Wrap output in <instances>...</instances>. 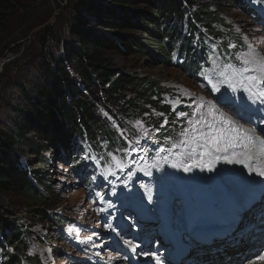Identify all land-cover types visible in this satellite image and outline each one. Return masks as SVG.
I'll list each match as a JSON object with an SVG mask.
<instances>
[{"label": "trees", "instance_id": "16d2710c", "mask_svg": "<svg viewBox=\"0 0 264 264\" xmlns=\"http://www.w3.org/2000/svg\"><path fill=\"white\" fill-rule=\"evenodd\" d=\"M68 1L69 6L65 7L66 13L61 18L60 10L55 13L56 6L49 0H0V59L6 52L17 53L20 40L34 32L38 40L35 61L42 65L41 70H36V76L41 74L40 79L17 78L15 87L22 100L13 103L8 99L5 103L6 119L13 127L12 134L0 132V264H22L23 260L26 264H44L41 256L28 249L27 232L40 223L41 227L47 224V229L58 226L63 233L69 224L56 216L52 208L57 192L53 190L52 179L47 177L48 172L41 170L40 165L45 164V160H38L37 172L29 166L32 156L29 154L37 145L36 139L44 142L42 148L48 152L66 157L74 174L85 171L87 162L93 163L90 154L99 149L94 139L96 134L110 135L107 114L115 120H123V125L137 121V130H124L128 134L125 138L136 131L139 140L149 138L146 142L155 144L150 152L153 157L164 154L174 157L173 149L181 145L178 137L188 131L189 116L184 113L188 114L190 109L186 105L170 104L167 98L175 96L160 84V79L127 74L110 59L112 53H137L161 61L159 63L165 62L183 70L198 86L197 81L200 82L199 77L210 66L212 58L220 60L216 70L226 77L235 76L227 65L237 67L247 60L239 39L226 36L210 3L197 0ZM223 1L264 29L263 19L251 14L256 0H217L215 7L221 8ZM69 8L72 21L67 18ZM49 18L53 22L50 23ZM76 44L81 49L75 47ZM173 56L187 59L184 69L171 62ZM24 59L16 56L12 63L0 68V82L5 87L13 79L11 73L6 77V69ZM24 65H28L26 69L34 66ZM92 82L99 87L94 98L99 103L95 105L89 91ZM1 91L0 85V96ZM2 127L6 128L5 123ZM107 144L106 149L110 147V143ZM123 148L125 141L119 138L109 153H119ZM140 149L147 155L143 147ZM76 180L85 195L89 193L84 186L89 191L95 188L87 178ZM97 182L99 187L100 182ZM7 194L10 199L33 207L21 212L28 221L21 233L10 230L12 221L7 209L12 205L4 204L9 202L5 199ZM41 241L47 240L42 237Z\"/></svg>", "mask_w": 264, "mask_h": 264}, {"label": "rangeland", "instance_id": "374dc122", "mask_svg": "<svg viewBox=\"0 0 264 264\" xmlns=\"http://www.w3.org/2000/svg\"><path fill=\"white\" fill-rule=\"evenodd\" d=\"M197 1L210 3V8L213 11L215 10L218 19L224 26L223 30L226 32V36L239 39L242 53L255 69V77L258 78L255 81L257 89L260 93L264 92V29L244 12L231 7L227 1H223L222 7L218 9L214 4L217 0ZM49 2L55 4V13L60 10L61 13L58 12V15L62 14V18L63 13H66L65 7L69 6V1L49 0ZM70 10L69 8L67 11V18L72 21L73 17ZM52 19L49 18L48 21L51 23L53 22ZM20 41L23 44L21 43L17 53L6 52L5 57L0 59V67L3 68L8 62L12 63L16 56L25 58L21 63H13L12 67L6 69L8 74L5 75L7 78L10 73L13 75L9 85L5 87L0 82L2 88L0 96V132H3V134H12L13 127L12 123L6 119L8 108H6L5 103L8 99H11L10 101L13 103L22 100L15 87L17 78L27 77V80L41 78V74L36 76V70H41L42 65L35 61L36 57L34 56L38 43L37 37L34 36V32L33 34L28 33L25 39ZM75 47L81 49L78 44ZM56 51L59 52L58 54L61 53L59 50ZM110 57L127 74L131 73L138 77L148 75L157 80L160 79V84L162 83L171 95L177 96L174 99L176 105H186L190 109L188 114L184 113V115L189 116L188 131L184 135L182 133L179 137L184 138V142L193 146V154L184 153L185 161L179 165L171 164L170 166V162L160 163L158 160H154L157 169L161 171V175L155 173L153 177V181H159V187H153V191L148 194L143 193L142 190L138 191L129 201H112L110 199V205L103 203L106 218L100 225L95 214L91 213V203L85 199L83 189L80 187L81 184L76 180L72 168L66 162V157L63 159L60 157L61 154L53 155L46 148H42L44 143L42 140L36 139L37 145L34 147V151L29 154L32 155L29 166L31 165V168H34V171L37 172L39 170L38 160H45L46 163L40 165V167H43L41 170L48 172L47 177L52 179L53 190L57 192L54 195L55 199L52 201V208L56 216L69 223L64 230L72 234L76 243L74 248L69 242L63 240L68 238L59 232L60 228L58 226L47 229L45 228L47 224L45 227H41L40 223H36L34 228L27 232L28 249L31 253L41 256L44 264H128L127 260L123 258V253L117 250L115 245L126 246L128 244L125 241L130 242L132 239L138 238L139 235L143 236V233L134 227H138L141 213L146 215L159 214L166 211V207L169 205L178 217V221L183 223L185 220H190L192 216L197 219L198 216L206 212V198L212 199L211 194L217 196L227 195L243 202L250 192L251 182L249 176L244 177L243 181L241 180L242 183L245 182L242 189L228 188V186H231L232 177L236 176L234 169H232L235 163L243 167L250 164L254 165L260 160L259 158H246L243 160L239 159L238 156L244 154L249 144L254 147L253 141L256 140L257 136L263 139L260 134L264 136V128H262V125H264V97H257V95H254L257 92L250 93L236 87L234 84L226 85L217 80L214 86L218 89L221 99L232 98L247 105L245 109L240 106L225 108L202 86H198L183 70L175 66L165 62L159 63L161 61H154L137 53L131 55L112 53ZM22 64H33L34 66L32 69H26L28 65L22 66ZM98 88L97 83L92 82L89 91L93 99ZM94 100V105L99 103L98 100ZM13 115L15 117L16 114L13 113ZM197 115L200 118L204 116V119L197 120ZM4 123L6 128L3 129L2 125ZM134 124H137V121ZM142 124L146 125L145 123ZM197 124H200V128L197 127ZM133 130H137L136 127ZM254 131L257 132V136L254 135ZM199 133L200 135H196ZM152 136L155 138L154 134ZM258 147L264 151V141H261ZM244 157L246 156L244 155ZM229 161L232 162L229 163ZM239 161H243V163ZM177 166H180L183 171H175L174 168ZM185 168H188L189 171H185ZM251 189H254V187H251ZM117 193L120 198L123 197L121 192L117 191ZM110 195L107 196L110 198ZM10 198H12L10 194H7L5 199L9 202L4 203L12 205V208L7 209L10 212L8 213L9 220L12 221L10 230L21 233V229H24L25 224L28 222L24 220L21 212L24 208L33 207L28 205L27 202ZM260 204L264 206V198L260 201ZM107 205L109 206L107 207ZM212 212H215V209ZM118 217L121 218L117 220ZM115 218L116 220H114ZM211 218L215 219L214 217ZM123 222L127 228L125 231H122L123 227H121ZM111 229H113L114 238L110 236ZM106 230L108 233H106ZM151 230L152 228L142 229L143 232H150ZM159 230H156L157 233ZM8 234L9 232H6V235ZM42 237L46 238L47 241H41ZM145 248L146 244L143 243L135 254L136 257L139 254L140 256L144 255L147 259L153 258L152 253L145 250ZM220 256L223 257L222 260L225 263L231 257H228L227 254H220Z\"/></svg>", "mask_w": 264, "mask_h": 264}, {"label": "bare ground", "instance_id": "6f19581e", "mask_svg": "<svg viewBox=\"0 0 264 264\" xmlns=\"http://www.w3.org/2000/svg\"><path fill=\"white\" fill-rule=\"evenodd\" d=\"M189 82V81H188ZM196 119L201 121L204 119V116L201 118L197 115ZM263 128V127H262ZM254 135L257 136V132L254 131ZM260 137L263 139H260L258 136L256 140L253 141L254 147H252L250 144L246 147V151L244 154H241L238 156L239 159H246V158H259L260 160L257 161L254 165L250 164L248 166H243L239 164H234V172L236 176H233L231 186H228V188H241L244 187L245 182L242 183L241 180L243 181L245 178L248 177L250 178V182L254 184H263L264 185V176H261L258 174L257 170H264V151H262L258 146L261 141H264V136L260 134ZM244 155L246 157H244ZM250 157H249V156ZM261 188H258L255 191H252L251 197L245 198V200L242 203H235L231 202V198H225L224 196H220V198H212L213 200H221V206L216 208L215 212H212V210H207L204 214L201 215L198 219H195L191 217V219L195 220V222H190L192 225L189 228V235L192 236L194 235H201L205 233H215V232H227L232 230V228L236 225V220L239 219V216L242 212L250 210V213L245 215L247 217V222H250L249 225L253 224L254 226L252 228H247L243 229L246 230V232L243 233L240 239V248L239 250L235 251L233 249L229 248V245L226 240H222L221 243H219L217 246L220 244L224 245L223 249L221 251H216L214 254L212 253H205L204 255H193L190 263L188 264H264V259H258L260 256H264V252L261 251V248L263 247V243L261 244L260 239L261 236L264 235V224H260V222L263 220L264 221V206L259 205L257 202L259 201V198L263 199V195L260 192ZM260 206L262 208H260ZM245 209V210H244ZM200 214V213H198ZM211 217H214L216 220L214 223H211L210 221L214 220L211 219ZM246 219V218H245ZM167 220V218H166ZM250 220V221H248ZM210 222V223H208ZM246 223H241L245 226ZM259 223V224H258ZM89 224V223H87ZM207 224V225H204ZM89 225H93L90 223ZM258 225V226H257ZM259 227L258 229H256ZM181 229V227H180ZM256 229V230H255ZM172 232L171 230H167V233ZM188 235V234H187ZM253 236V237H251ZM170 241L168 243V246L174 243V239L171 235H169ZM238 238V237H235ZM246 239V240H244ZM248 239V241H247ZM148 240V239H147ZM146 240V241H147ZM144 241V242H146ZM237 241V240H235ZM249 241L252 242L251 246H248L250 243ZM141 242L140 240L137 241H130L131 245H134L135 247L139 246V243ZM149 242L146 243L148 245ZM243 246H242V245ZM142 246V245H141ZM175 248H177V245H173ZM135 247H131L129 245L124 246V249H120V251L124 254L127 255V260L128 262L133 263V260H135L134 264H138L141 261H147L149 262L146 257H138V259L130 258L129 257V251L131 250L135 252ZM149 247L151 250L149 251H154V249L159 250L160 248H152V244H149ZM204 248H209V247H204ZM137 251L138 247L136 248ZM148 249V247H147ZM184 250V249H183ZM136 251V252H137ZM128 252V253H126ZM180 250H174L172 251L168 256H163V260L168 262L170 261L172 264L176 263L178 261V255H179ZM227 254L230 259L226 263L224 260H222L223 257L220 256V254ZM240 254V255H239ZM221 257V258H220ZM212 261V262H211ZM152 263V262H151ZM154 264V263H153ZM182 264V263H181ZM187 264V263H186Z\"/></svg>", "mask_w": 264, "mask_h": 264}, {"label": "snow or ice", "instance_id": "6c2138e0", "mask_svg": "<svg viewBox=\"0 0 264 264\" xmlns=\"http://www.w3.org/2000/svg\"><path fill=\"white\" fill-rule=\"evenodd\" d=\"M252 80L253 81H256L257 80V78L256 77H252ZM254 95H257V97H264V92H262V93H255ZM232 161H229V163H231ZM240 163H243V161H239ZM185 171H189V169L188 168H185L184 169ZM258 171V174L259 175H261V176H264V170H257ZM125 243L126 244H129V246H131V247H135L134 245H131V243L130 242H128V241H125ZM258 259H264V256H260V257H258Z\"/></svg>", "mask_w": 264, "mask_h": 264}, {"label": "water", "instance_id": "95a60500", "mask_svg": "<svg viewBox=\"0 0 264 264\" xmlns=\"http://www.w3.org/2000/svg\"><path fill=\"white\" fill-rule=\"evenodd\" d=\"M1 68V67H0ZM1 70V69H0Z\"/></svg>", "mask_w": 264, "mask_h": 264}]
</instances>
